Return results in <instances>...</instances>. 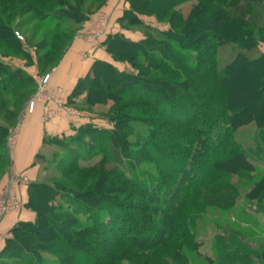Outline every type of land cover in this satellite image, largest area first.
<instances>
[{"label":"trees","instance_id":"16d2710c","mask_svg":"<svg viewBox=\"0 0 264 264\" xmlns=\"http://www.w3.org/2000/svg\"><path fill=\"white\" fill-rule=\"evenodd\" d=\"M125 1L116 19L120 28L145 32L136 40L112 32L101 45L130 68L96 59L66 97L81 109L107 105L108 112L99 114L107 125L90 120L70 135L46 138L63 150L60 172L28 183L23 206L34 218L9 229L0 264H187L183 247L198 246L195 215L209 205L232 206L237 193L229 176L250 178L254 160L264 163V51L257 49L264 34L258 38L251 30L264 0ZM105 2L0 0V41L45 74L77 33L68 36L74 29L62 28L64 19L82 24ZM184 2H190L185 13L177 8ZM22 11L46 26L55 19L41 40L47 49L36 58L9 23ZM142 15L167 27L149 25ZM30 80L23 66L0 62V111L19 102L10 115L14 122L28 102L21 101L29 90L20 87ZM14 122H0V179L9 167L6 137ZM247 125L256 134L251 149L235 138ZM98 153L97 161L80 162ZM141 160L153 163L152 181ZM246 198L263 201L264 173ZM217 255L221 264L264 261V250L254 257L251 250L219 248Z\"/></svg>","mask_w":264,"mask_h":264},{"label":"rangeland","instance_id":"374dc122","mask_svg":"<svg viewBox=\"0 0 264 264\" xmlns=\"http://www.w3.org/2000/svg\"><path fill=\"white\" fill-rule=\"evenodd\" d=\"M105 3L102 6H104ZM189 5L190 2H184V3H180L177 6V8H181L182 12L185 13ZM100 12L108 14L106 11L102 10L101 8H99L96 12L94 11L93 16L91 17V20L85 30L80 31L83 23L73 24V22L68 19H64L62 23L63 26L62 28L71 27L74 29L72 31L73 33H68V36H70V38L74 36L75 34L74 31L77 30L75 37L80 34L82 35L81 36L82 39L90 46V48H98L99 46H101V43L96 45L89 44L88 41H86L85 34L86 36L88 35L87 33L89 32V28L96 20L97 14ZM7 14L8 13H2L4 18ZM257 14H258L257 17L253 19L255 21H258L257 26H253L251 30L254 32V35L256 37L260 38L264 34V11L261 7L257 8ZM141 17L143 18L145 23H148L149 25H153V26L155 25L159 26V28H166L167 27L166 24H168L167 22H163L162 20L159 21L155 19L153 16L142 15ZM50 20H51L50 22H52L51 26L43 25L40 19H35L34 17H32L31 12L28 11H22L19 12L17 15H12L11 20H9V23L14 29L15 34L17 32L20 36L18 40L21 42L22 47L26 49L30 54H32L33 58H36L37 54H41L47 49L45 47V44H43L44 40L43 41L41 40L45 38L52 31V28L54 27L55 19H50ZM115 21H116L115 19L113 20L111 18L109 33L114 32V26L117 23ZM130 30L133 32L132 35H135V37L138 36L142 37L143 32H145L144 28L140 26H132ZM105 37H103V39ZM56 40H58V38ZM96 43H98V40ZM36 45L38 47H36ZM257 49L260 51H264V42L259 41ZM182 52L185 54L188 53L189 51H182ZM221 52L222 51H220V53ZM0 62L6 65H11L13 67L14 66L26 67V70L29 73L30 78L32 80V81L30 80L31 81L30 83L23 84L20 87V90L22 89L29 90L27 96H25L21 101L23 102L28 98L27 100L28 102H26V105L24 103L23 110L22 112L19 113L15 122L13 121L14 116H12V118L10 119V115L14 113V111H16L19 107H21L20 106L21 104H19V102L18 104L8 102L6 106L2 109V111H0V122L1 121L14 122L11 131L8 133L6 137V141L9 147L13 145L14 142L16 141L17 132L21 125L24 114L33 113L36 107H39L41 111L40 117L43 122L51 121L53 118L48 119L44 117V108H43L44 104L40 101L36 103L35 108L32 112L27 111V106L30 101V98L37 91V83L32 78V75L36 73L38 75H44L42 74V70L38 68L35 65V63H32V65H26L28 60L24 57V54L15 50L6 41H0ZM124 63L125 65L127 64L126 62ZM55 67L50 70L51 74L54 71ZM126 68L128 69L130 68L128 64L124 67V69ZM50 78H49V82H50ZM49 82L47 84L48 89L51 87V85H49ZM68 105L78 110L81 113L84 112L86 114H90L91 115L90 119L98 123L100 122L97 121L96 119L97 118L101 119L99 114L100 113L104 114L108 112L107 105H103V104H95L92 107H90L89 110L85 108L81 109L70 104ZM7 116L8 119H5ZM12 132H14V137H13V142H10L9 137L12 134ZM131 138H133L132 135L129 136V139ZM235 138L241 143V145L251 149L253 147L254 142L256 141V134L254 128L251 125L244 126L243 128L236 131ZM44 143L45 144L43 145L42 149H40L39 151L40 156H36V161H34V164L36 163L38 164V167L40 168V172L43 174V177L44 176L50 177L52 175L56 176L60 172L58 168V164L60 163L59 160L64 155L63 150L58 145L48 142L46 140L44 141ZM130 146L134 150L139 149V147L136 145H130ZM83 153L86 154V152ZM99 158H100L99 153L93 154L88 159L81 158L80 162L83 164H90L94 161H97ZM254 162H255L256 170L253 172V175L250 178H243L236 175L229 176V180L235 184L236 193H237L236 199L232 206L228 208H219L214 205H209L206 206L202 212H198L195 215V225L193 227V232L195 235V240L198 242V246L196 251L189 250L183 247L182 250L185 252L188 259L187 264H221L219 263L220 258L217 255V251L219 248H223V249L225 248L226 250H230L232 248H239L245 251L251 250V254L254 257H259V252L262 253V250H264V199L263 201L259 202L256 199L248 200L246 198V191L249 189L253 181L258 179V177L264 173V163L262 161L258 162L255 160ZM138 163H139V167L145 170L146 172L145 175H150V181H152L156 175V170L153 169V163L150 161H142V160L138 161ZM22 177L28 182V178H26L25 175H21V178ZM5 185L3 186L0 185V192L3 191ZM21 185L24 186V184L19 183V195L21 197L20 199L22 200V193L20 187ZM256 260L257 259H255L253 264H264V261L263 262L261 261V263H257ZM121 264H132V263H130L127 260H124L121 262Z\"/></svg>","mask_w":264,"mask_h":264},{"label":"crops","instance_id":"0c3cea01","mask_svg":"<svg viewBox=\"0 0 264 264\" xmlns=\"http://www.w3.org/2000/svg\"><path fill=\"white\" fill-rule=\"evenodd\" d=\"M127 6L128 4L125 0H107L101 9L106 11L113 20H116ZM92 16L93 14L90 15L88 20L83 22L80 31L86 29ZM116 31H121L126 37L132 40L140 38V36L135 37V35H132L133 32L130 29H121L118 22L114 26V32ZM81 36L82 35L79 34L72 40L52 72L49 82L51 87L57 85L61 86L64 89L66 97L73 90L77 80L88 72L94 60L100 59L110 62L119 69H124L127 65H125L124 62L114 60L103 45L98 48H90ZM24 68L26 69V67ZM82 97L83 95H79L76 99ZM40 115L41 111L39 107H36L33 113L24 114L17 132L16 141L13 145L8 147L10 159L8 170L0 180V185L3 186L7 183L10 176L19 177L25 175L26 178H28V182L24 184V186H20L23 204L27 199L28 183L43 178L38 164H34V161H36V156H38L40 149H42L45 144L44 141L46 138L70 135L74 133V127L91 120V115L84 112L81 116L74 119L63 114L48 122H43ZM98 119L99 118L96 120L100 123L94 122L93 120L91 121L106 126V122L103 119ZM33 218L34 212L24 206L21 210L9 211L5 214L0 213V250L13 224L19 220H32Z\"/></svg>","mask_w":264,"mask_h":264},{"label":"built area","instance_id":"2783aa9c","mask_svg":"<svg viewBox=\"0 0 264 264\" xmlns=\"http://www.w3.org/2000/svg\"><path fill=\"white\" fill-rule=\"evenodd\" d=\"M111 25L110 15L100 12L97 14V18L94 23L89 28L88 35L85 38L89 44H100L103 37L109 33V28ZM18 37L19 34L16 32ZM98 40V43H96ZM95 42V43H94ZM51 76L50 71L44 75L33 74L32 78L37 83V91L30 98L27 106V111L32 112L38 101L44 104V117L46 118H56L63 115L64 113L71 119L81 116V112L70 107L66 103V94L61 86H53L48 89L47 84ZM64 114V115H65ZM14 132L9 137V141L13 142ZM19 183L25 184L27 181L21 176H12L7 181L4 189L0 192V212L5 214L9 211L21 210L23 207V202L19 195Z\"/></svg>","mask_w":264,"mask_h":264}]
</instances>
